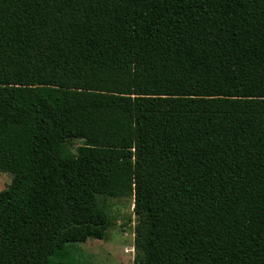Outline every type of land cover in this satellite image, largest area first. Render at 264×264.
Returning <instances> with one entry per match:
<instances>
[{"label": "trees", "instance_id": "1", "mask_svg": "<svg viewBox=\"0 0 264 264\" xmlns=\"http://www.w3.org/2000/svg\"><path fill=\"white\" fill-rule=\"evenodd\" d=\"M0 173V264H264V0H0Z\"/></svg>", "mask_w": 264, "mask_h": 264}, {"label": "rangeland", "instance_id": "2", "mask_svg": "<svg viewBox=\"0 0 264 264\" xmlns=\"http://www.w3.org/2000/svg\"><path fill=\"white\" fill-rule=\"evenodd\" d=\"M80 143H75V149ZM74 149V151H75ZM12 175L0 173V193L12 183ZM103 204L109 215L116 221V226L107 233L105 241L89 240L76 246L75 264H134V228L137 223L132 198L106 199ZM80 252V253H78ZM56 264H59L58 262Z\"/></svg>", "mask_w": 264, "mask_h": 264}, {"label": "built area", "instance_id": "3", "mask_svg": "<svg viewBox=\"0 0 264 264\" xmlns=\"http://www.w3.org/2000/svg\"><path fill=\"white\" fill-rule=\"evenodd\" d=\"M132 252H133V254L135 253V249H134V247L132 248Z\"/></svg>", "mask_w": 264, "mask_h": 264}]
</instances>
